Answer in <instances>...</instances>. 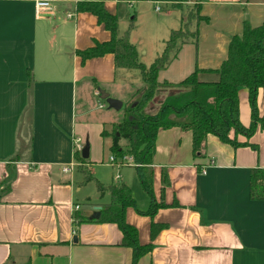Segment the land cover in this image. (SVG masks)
<instances>
[{
  "label": "crops",
  "instance_id": "obj_1",
  "mask_svg": "<svg viewBox=\"0 0 264 264\" xmlns=\"http://www.w3.org/2000/svg\"><path fill=\"white\" fill-rule=\"evenodd\" d=\"M114 3L108 0L104 7L117 16ZM200 7L207 21L197 25L194 63L187 70L206 71L199 79L213 82L243 23L253 28L264 23V0H204ZM109 40L95 17L76 13L72 1L55 0L38 16L34 0H0V183L11 178L9 189L0 193V264H131V250L120 246L115 225L74 228L75 206L77 213L92 217L105 204L82 211L77 200L83 179L76 182L77 167L63 173L77 166L74 140L90 129L84 124L88 103L99 96L92 84L111 88L118 72L121 83L131 78L129 71L115 70L112 55L82 64L75 54ZM238 98L239 120L248 128L247 91ZM257 110L264 117V89L258 91ZM238 141L248 146L233 149L209 136L204 157L196 159L189 132L173 128L159 133L151 165L153 194L159 203L164 173L163 201L178 207L161 209L152 220L126 211L140 245L153 247L138 264H264V201L249 197L251 171L264 169V132ZM122 168L131 169L133 179L128 174L116 180L132 184L138 179L134 167ZM135 202L142 212L149 206V199L141 207ZM151 223L165 226L152 242Z\"/></svg>",
  "mask_w": 264,
  "mask_h": 264
},
{
  "label": "trees",
  "instance_id": "obj_2",
  "mask_svg": "<svg viewBox=\"0 0 264 264\" xmlns=\"http://www.w3.org/2000/svg\"><path fill=\"white\" fill-rule=\"evenodd\" d=\"M69 1L74 2L76 13L91 14L97 24L110 34L108 42L95 43L91 48L76 51L75 54L81 59V63L112 55L115 70L139 72L143 86L135 91L129 103L122 106L123 119L111 125L112 131L108 136L111 138L110 152L113 156L118 159L130 156L133 159L139 184L149 199L147 210L139 211L127 185L115 182L105 185L99 182L92 177L90 171L83 168L86 167L87 160L82 158L81 152H74L76 167L83 175L82 185L93 183L99 196L103 198L108 195L110 200L108 204L99 206L101 209L97 220L75 212L73 226L76 228L82 224L115 225L122 235L120 246L130 249L131 264H138L143 257L151 253L153 247L151 243L140 245L136 228L126 222V211L134 209L137 214L152 220L157 211L178 207L176 202L168 206L163 201L164 189L168 185L164 173L161 176L162 199L159 203L153 194L151 165L159 133L173 128L189 132L192 138V154L198 159L204 157L209 136L237 149L248 146V143L239 142L238 137L249 139L258 130L264 132V117H259L257 110V94L260 89H264V23L256 28L243 23L241 33L233 36L229 42L227 58L214 72L217 75L216 81H201L199 76L206 71L195 68L190 75L177 83L166 80L160 82L159 74L177 55L179 45L185 43L188 38L193 43L196 42L197 25L201 21H207L200 17V3L204 0L195 1L192 8L194 14H187V22L181 28L170 31V38L163 52L148 67L139 61L138 52L129 41L130 33L127 31L120 35L116 16L107 12L104 7L108 0ZM183 5L186 9L190 7L186 4L172 7L181 8ZM241 90L248 93L251 117L248 128L239 120L238 95ZM101 135L107 136L105 129ZM122 139L127 142L126 149L119 145ZM10 180L8 176L1 181L0 193L9 189ZM249 197L253 201H264V169L251 171ZM164 228V225L151 223L150 241L152 242Z\"/></svg>",
  "mask_w": 264,
  "mask_h": 264
},
{
  "label": "rangeland",
  "instance_id": "obj_3",
  "mask_svg": "<svg viewBox=\"0 0 264 264\" xmlns=\"http://www.w3.org/2000/svg\"><path fill=\"white\" fill-rule=\"evenodd\" d=\"M169 1L171 0L119 1L114 3L115 8L113 11L117 14L116 18L118 20L120 35L127 31L130 33L129 41L136 48L139 61L147 67L163 52L165 44L170 38V31L181 28L185 18L187 22V14L188 16L189 13L194 14L192 8L196 3L195 1L187 9L184 6L182 8H173L167 4ZM176 1L182 3L187 0ZM54 2L55 0H51L52 6ZM190 30L193 31V29ZM189 39L179 45L181 49L179 54L173 57L167 68L160 73L158 79L160 82L164 80L179 82L191 73L187 69L191 68L194 63V50L196 46ZM119 73H117L116 85L111 88H105L103 85L95 83L92 86L95 87L98 94L99 92H104L110 95L111 99L121 102L122 105H126L130 102L131 96L134 95L135 91L140 89L143 84L138 71H129L130 75L128 76H131V78L127 80L126 84L121 83L118 79ZM99 105L104 106L103 109H99ZM88 108L90 110L87 116L89 119L84 124L90 125V129L85 134L78 136L82 141L81 145L83 147L86 142L89 144L87 167L83 168L90 171L92 177L105 185L112 182L123 183L128 178V174H131V178L133 179V171L131 169L117 167L110 163V157H113L117 161L118 158L110 152V136L101 135L103 124L106 125V131L111 134L112 130L110 127L112 124L119 123L123 119V110H109L106 102L102 101L99 96L91 97ZM81 122L83 121L81 120ZM119 145L122 149L127 148V142L123 139L119 142ZM75 174L76 182L80 183L83 179L81 171L75 168ZM119 175L125 177V179L120 178V180H116L115 177L117 178ZM127 181L126 184L130 187L134 200L141 207L143 200L148 201L147 195L141 189L138 179L135 178L133 180L134 184H130L131 182ZM81 188L82 196L77 202L82 211L91 212L93 203H109L108 195L101 198L96 192L93 183H89Z\"/></svg>",
  "mask_w": 264,
  "mask_h": 264
},
{
  "label": "built area",
  "instance_id": "obj_4",
  "mask_svg": "<svg viewBox=\"0 0 264 264\" xmlns=\"http://www.w3.org/2000/svg\"><path fill=\"white\" fill-rule=\"evenodd\" d=\"M51 0H34V10L36 15L41 16L44 15L45 12L49 11L50 9ZM186 5H192L191 1H187L185 3ZM159 10V9H158ZM104 106H99L100 109H102ZM81 140L79 138H76L74 140V149L75 152H81L83 149V146L81 145ZM110 163L112 165H116L117 167H125V166H132L136 167V165L133 162V159L130 156H123L122 158L114 159L113 157H110ZM75 165H71L67 168L63 169V173H71L72 170L75 168ZM201 172L204 174V170H201ZM79 210V206L74 207V211L77 212Z\"/></svg>",
  "mask_w": 264,
  "mask_h": 264
},
{
  "label": "water",
  "instance_id": "obj_5",
  "mask_svg": "<svg viewBox=\"0 0 264 264\" xmlns=\"http://www.w3.org/2000/svg\"><path fill=\"white\" fill-rule=\"evenodd\" d=\"M99 96H100V99L102 101L106 102L109 110L120 111L122 109V106H123L122 103L117 101V100L111 99L108 94H106L104 92H99ZM81 156L84 160H87L89 158V144H88V142H86L85 146L83 147V149L81 151ZM100 209H101L100 207L95 208V213L92 216L93 220L98 219ZM73 243H77V237L76 236L73 237Z\"/></svg>",
  "mask_w": 264,
  "mask_h": 264
},
{
  "label": "flooded vegetation",
  "instance_id": "obj_6",
  "mask_svg": "<svg viewBox=\"0 0 264 264\" xmlns=\"http://www.w3.org/2000/svg\"><path fill=\"white\" fill-rule=\"evenodd\" d=\"M113 1H115L117 3L119 1H131V0H113Z\"/></svg>",
  "mask_w": 264,
  "mask_h": 264
}]
</instances>
